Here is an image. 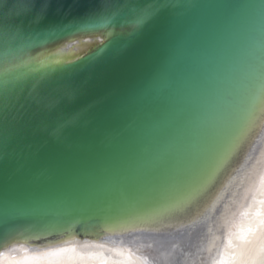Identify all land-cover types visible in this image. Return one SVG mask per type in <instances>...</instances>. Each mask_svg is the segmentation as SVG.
<instances>
[{"label":"water","instance_id":"obj_1","mask_svg":"<svg viewBox=\"0 0 264 264\" xmlns=\"http://www.w3.org/2000/svg\"><path fill=\"white\" fill-rule=\"evenodd\" d=\"M93 33L109 38L89 55L0 76V244L66 213L90 229L82 211L185 161L241 79L257 70L248 102L264 82V0H0V72Z\"/></svg>","mask_w":264,"mask_h":264},{"label":"bare ground","instance_id":"obj_2","mask_svg":"<svg viewBox=\"0 0 264 264\" xmlns=\"http://www.w3.org/2000/svg\"><path fill=\"white\" fill-rule=\"evenodd\" d=\"M108 38L104 33L78 36L31 55L0 76L76 61ZM256 71L247 80L242 78L238 93H232L209 123L195 132L200 140L184 149L190 152L185 161L166 166L160 176L155 174L167 165L164 162L132 174L123 184L128 186L81 212L80 218L98 221L80 235L71 224L79 216L66 213L6 239L0 244V264H260L264 260V82L248 102ZM246 103L236 129L226 134ZM242 153V163L235 167ZM223 161L231 162L229 168L234 169L225 170L220 187L210 191L206 186L214 182ZM178 231L183 237L177 238Z\"/></svg>","mask_w":264,"mask_h":264},{"label":"snow or ice","instance_id":"obj_3","mask_svg":"<svg viewBox=\"0 0 264 264\" xmlns=\"http://www.w3.org/2000/svg\"><path fill=\"white\" fill-rule=\"evenodd\" d=\"M260 264H264V260H261Z\"/></svg>","mask_w":264,"mask_h":264}]
</instances>
